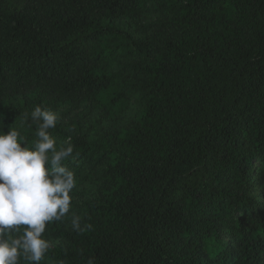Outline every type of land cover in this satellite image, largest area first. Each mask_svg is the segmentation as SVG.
<instances>
[{
  "label": "trees",
  "instance_id": "1",
  "mask_svg": "<svg viewBox=\"0 0 264 264\" xmlns=\"http://www.w3.org/2000/svg\"><path fill=\"white\" fill-rule=\"evenodd\" d=\"M36 106L83 109L39 264H264V0H0V131Z\"/></svg>",
  "mask_w": 264,
  "mask_h": 264
},
{
  "label": "clouds",
  "instance_id": "2",
  "mask_svg": "<svg viewBox=\"0 0 264 264\" xmlns=\"http://www.w3.org/2000/svg\"><path fill=\"white\" fill-rule=\"evenodd\" d=\"M59 118L57 112L36 106L30 114L36 126L31 145L16 128L0 131V264H19L21 258L39 264L50 247L46 225L69 213L76 178L64 161L74 148L70 142L58 147L50 134ZM80 219L72 217L77 231L82 230ZM87 264H94L93 259Z\"/></svg>",
  "mask_w": 264,
  "mask_h": 264
},
{
  "label": "rangeland",
  "instance_id": "3",
  "mask_svg": "<svg viewBox=\"0 0 264 264\" xmlns=\"http://www.w3.org/2000/svg\"><path fill=\"white\" fill-rule=\"evenodd\" d=\"M151 19L155 20L154 15L148 16L145 20L148 21V20H151ZM130 104H131L130 105V113L125 118H123L122 120L119 121L120 125H127L128 123H130L134 113L138 112L142 108L141 99H140L139 94H133L132 95ZM55 112L58 113L59 117H61L64 120H67L70 117H79L80 113L83 112V109H80V110L75 111V112H73L71 114H68L67 109L65 107H62V108H59ZM93 198H94V196L92 197V195L91 196L90 195L86 196V199H93Z\"/></svg>",
  "mask_w": 264,
  "mask_h": 264
}]
</instances>
